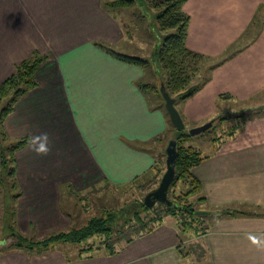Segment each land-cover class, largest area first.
<instances>
[{"label":"crops","instance_id":"1","mask_svg":"<svg viewBox=\"0 0 264 264\" xmlns=\"http://www.w3.org/2000/svg\"><path fill=\"white\" fill-rule=\"evenodd\" d=\"M194 1L199 12L190 21L191 50L217 57L234 44L245 49L177 104L186 130L220 117V100H250L264 91V0ZM106 4L0 0V85L35 53L50 56L36 72L39 86L18 100L5 121L11 139L32 138L16 154L22 189L17 226L25 236L43 239L75 229L67 202L106 183L133 184L162 159L166 141L156 138L175 134L169 115L154 107L160 101L139 86L148 80L147 68L118 60L101 46L131 55L123 47L139 39L125 32L123 10ZM153 77L146 84L159 87V73ZM259 110L238 118L225 140H213L207 158L192 170L206 199L203 209L243 215L220 217L198 237L181 234L167 216L149 233L129 234L123 243L117 237L112 250L103 243L92 249L89 241L58 242L41 253L7 248L0 264H264V108ZM42 145L46 151H39ZM1 217L0 203V224ZM185 246L191 249L187 258L179 251Z\"/></svg>","mask_w":264,"mask_h":264},{"label":"trees","instance_id":"2","mask_svg":"<svg viewBox=\"0 0 264 264\" xmlns=\"http://www.w3.org/2000/svg\"><path fill=\"white\" fill-rule=\"evenodd\" d=\"M186 1L148 0L150 6L159 9L155 19L160 30L164 32L173 30L165 34L161 44L157 45L153 54L158 59L165 74V78L161 80L159 87L153 86L161 99V102L154 107L163 108L167 117L168 113L161 93V85L163 84L165 90L175 99V105L177 106L178 102L193 96L205 84H191V82L200 67L199 63L211 60L210 57L187 48L186 39L190 16L183 9ZM133 2V0H108L106 6L116 8L131 5ZM101 46L114 58L123 62L145 68L149 65V57L144 58L122 54L112 50L108 46ZM49 58V55L35 53L31 58L19 63L16 66L15 72L0 85V102L4 103L3 108L0 109V203L2 206L0 251L7 248H16L27 250L30 253H41L42 251L50 250L58 242L81 243L94 236H105L107 238L106 244H103L106 248L112 250L113 243H108L112 240L111 238L115 231L120 229L118 225H121V227L130 225V229L128 230L131 231L132 227L134 231V235L132 236H139L151 232L155 227L162 224L165 217L170 216L176 220L181 234L198 237L205 235L210 230L212 223L219 220L220 217L243 215L242 212L237 210L223 209L213 211L197 207V205L206 202V199L201 195V182L194 176L192 170L207 157L203 156L194 147L187 145V142L191 139V134L189 130L184 129L175 131V134L171 135L170 138L167 135L156 138L158 142L166 141L163 143L165 146L161 155L162 157L163 155H167L166 147H168L170 142H173L177 150L174 164L176 176L171 185L175 189L168 191L170 193L168 195V202H160L158 210L154 209L155 207H147L143 201H136L131 207L115 212L107 211L104 216L93 217L84 226L67 232L55 233L43 239L23 235L17 226L18 201L22 196V189L18 179L16 154L18 150L32 144V138L25 136L20 139H11L6 131L5 121L14 111L18 100L30 90L39 86L36 72ZM223 62L212 65V67L216 68ZM191 65V70H189ZM139 86L146 91H148V88H152V85L143 83H139ZM261 112L262 110H255L254 114H260ZM241 117L242 115L238 116V118ZM225 119L227 117H218L213 121V126L216 121ZM168 120L171 123L169 117ZM234 132L235 130L231 134ZM213 140L216 141V139ZM149 144L151 145V143ZM141 146L143 149H147L145 144ZM166 169V163H163L159 159L150 171L136 178L133 184L139 188L144 180L150 183L156 179L160 183ZM180 185L184 188L187 186V188L185 190H176L177 186ZM68 188L72 189L71 185H66L63 189ZM193 196L197 197L191 199ZM200 212H203V214ZM121 220L124 222L120 223ZM132 222L133 225L131 224ZM8 241L10 242L7 243ZM90 247L93 249L94 245ZM196 247L201 248V245H196ZM179 251L184 258L191 256L190 248L184 247L182 249L180 247Z\"/></svg>","mask_w":264,"mask_h":264},{"label":"rangeland","instance_id":"3","mask_svg":"<svg viewBox=\"0 0 264 264\" xmlns=\"http://www.w3.org/2000/svg\"><path fill=\"white\" fill-rule=\"evenodd\" d=\"M108 1V0H105ZM133 4L128 6H120L121 10H123V14L119 15L120 20L122 22V25L124 26L125 32L128 33L130 36H134L135 38H139L138 40H133V44H128L127 46L123 47L124 50H127L129 54L133 56H140L147 58L149 57L150 62L147 66L148 75L150 77H153L156 75V73H159L160 79L158 80L161 82L162 79L165 78V74L162 71L161 64L159 63L158 59L153 56L154 51L156 50L157 45L161 44L165 34L170 31H162L160 30L155 16L158 13V8H153L149 5L148 0H133ZM188 2V3H187ZM198 2V1H197ZM201 2V1H200ZM186 3L188 4L189 10L192 12V14H188L190 16V21L192 20L195 22L196 20V11L199 12V7H195V1L193 0H187ZM185 3V5H186ZM183 6V9L185 7ZM107 9H112L111 7H107ZM185 11V10H184ZM136 27L139 28V30H136ZM190 27V23H189ZM189 31V28H188ZM153 36V37H152ZM188 37V35H187ZM147 40V41H146ZM153 45V48H152ZM186 45H187V39H186ZM110 48V47H109ZM187 48L191 50L188 46ZM245 48L238 45H232L230 48L225 50V52L222 55H219L217 57H211V60L203 61L201 64L199 63L198 71L196 72L195 76L193 77V80L191 84H204L206 81L208 82L210 79H212L213 70L215 67H212V65H217L221 62H225V60L230 55H236L239 52L243 51ZM193 51V50H191ZM196 52V51H194ZM199 54V51L197 52ZM205 55V54H203ZM223 62V63H224ZM192 65L190 66L189 70H191ZM148 76V80L144 81L146 78L143 79V83L146 84L147 82H151L150 77ZM154 78V77H153ZM155 80V79H154ZM160 84V83H159ZM150 85V84H147ZM154 84L152 85V88H148L149 92L152 94L153 102L160 101L161 99L159 95L155 92V88H153ZM242 84H240V87ZM158 87V86H155ZM203 87V86H202ZM196 94V93H195ZM156 95V96H155ZM230 96H225V98ZM157 98H159L157 100ZM233 98V97H232ZM234 99V98H233ZM179 103V102H178ZM4 103L0 102V109L3 108ZM219 111L217 116H223L229 118L225 122L216 121L214 123V126H211L208 130L197 134V135H191V139L187 142V145L194 147L200 153L205 156L209 151H211L210 147L213 144V139L216 140H225L226 137H223L226 130L233 127L236 123V120H238V116L243 115L249 110H252L250 112H255V110H259L261 108H264V91L260 93L259 95H256L254 98L250 100H244L241 99V101L235 100L234 102L226 103L224 100H220L218 103ZM249 112V113H250ZM247 114V113H246ZM250 116H253L254 114L250 113ZM237 118V119H236ZM204 125V124H203ZM225 129V130H222ZM175 131H177L175 129ZM174 131V132H175ZM221 136V138H219ZM220 141H218L220 143ZM151 142V141H150ZM162 162L166 163L167 155H163ZM159 183L158 180H152L150 183H148L147 180H144L142 185L136 187L134 184H127L123 186H114L110 184H104L100 187H98L95 191H88L91 193H85L80 194L77 196V198L71 203L67 202V209L68 211L73 212L75 218V228H79L84 226L91 217L93 216H99L105 211H119L124 208L131 207L136 201H143V198L145 195L151 191V189H154L158 187ZM185 188L180 185L177 186L176 190H185ZM175 189L174 186H171L169 191ZM86 195V196H85ZM168 195L170 193L168 192ZM197 196H193L191 199L196 198ZM160 205V202H156L154 206V209L158 210ZM202 205H197L198 208H202ZM145 215V214H144ZM143 215V216H144ZM124 221L121 220L120 223H123ZM133 225V222L131 223ZM120 229L116 230L114 235L112 236L108 244H114L116 242V238L119 237L122 239L118 242H125L124 239H126V236H132L134 235V231L128 230L130 229L129 226L121 227V225H118ZM1 229V224H0ZM1 233V231H0ZM130 234V235H129ZM0 234V238H1ZM5 237V236H4ZM7 238V237H6ZM8 239V238H7ZM106 237L104 236H94L88 239L87 244H90L93 242L94 247H98L99 244L104 243L106 244ZM8 241L7 243H9ZM86 242V241H85ZM6 244V243H5ZM186 247V246H185ZM190 246H188V249Z\"/></svg>","mask_w":264,"mask_h":264},{"label":"water","instance_id":"4","mask_svg":"<svg viewBox=\"0 0 264 264\" xmlns=\"http://www.w3.org/2000/svg\"><path fill=\"white\" fill-rule=\"evenodd\" d=\"M161 93L165 100V108L169 115L171 124L179 131L184 130L186 125L182 119L181 114L179 113L176 105L175 99L170 96V94L165 90L164 85H161ZM211 126H213V121H209L204 125L191 128L189 133L191 135L200 134L206 130H208ZM167 160L166 165L167 169L158 185V187L149 191L145 197L143 198V203L147 207H152L156 204V202L167 203L168 202V191L175 179L176 176V169L174 167L177 150L173 142H170L167 149ZM203 214V212H200Z\"/></svg>","mask_w":264,"mask_h":264},{"label":"clouds","instance_id":"5","mask_svg":"<svg viewBox=\"0 0 264 264\" xmlns=\"http://www.w3.org/2000/svg\"><path fill=\"white\" fill-rule=\"evenodd\" d=\"M39 151H46V149H45L44 146L42 145L41 148L39 149Z\"/></svg>","mask_w":264,"mask_h":264}]
</instances>
